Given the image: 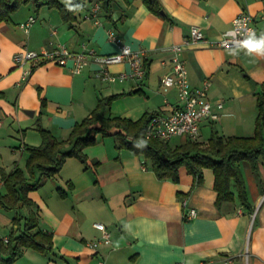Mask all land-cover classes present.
Wrapping results in <instances>:
<instances>
[{
  "label": "crops",
  "instance_id": "obj_1",
  "mask_svg": "<svg viewBox=\"0 0 264 264\" xmlns=\"http://www.w3.org/2000/svg\"><path fill=\"white\" fill-rule=\"evenodd\" d=\"M172 20L151 12L141 0H118L113 4L114 24L99 8L88 16L96 0L79 9L72 25L55 8L38 9L28 2L0 21V191L1 171L25 167L27 146L39 145L37 124L55 137L68 136L75 122L87 116L97 99L115 98L108 114L140 118L148 112H169L180 103L175 87L164 89L162 75L170 70L168 47L180 44L197 25L209 39L231 26L241 11L256 16L255 26L264 31L260 13L264 0H159ZM35 21L27 30L20 23ZM124 16V19H119ZM114 29L132 50L144 51L146 72L142 78L107 81L99 64L90 59L79 73L65 66L44 62L31 69L18 64L14 54L26 46L40 50L64 44L72 51L82 43L99 54L118 51L109 37ZM237 51L231 55L230 51ZM192 86L209 80L207 97L222 101L217 120L203 119L196 139L206 141L213 130L224 136H250L257 114L256 93L264 84V57L245 55V50L222 48L203 42L182 50ZM113 74L130 71L127 61L109 65ZM43 101V102H42ZM28 110L29 112H26ZM103 137V135L98 134ZM111 136L113 135H104ZM178 138V141H172ZM189 137L176 135L172 145ZM86 148V147H85ZM89 160H98L95 170L84 169L75 157H67L55 178L46 179L29 192L40 228L52 233L50 251L21 248L11 264H264V164L254 171L240 162L252 211L236 198L216 204L214 174L203 169V180L193 185V175L180 168L177 182L159 179L150 162L125 148L84 149ZM145 161V162H144ZM58 188L67 191L60 196ZM235 191V188H232ZM190 207L195 216L185 218ZM25 212V210H24ZM15 210L0 206V237L7 238ZM95 222L105 224L109 242L101 240ZM97 241L96 246L89 243ZM2 264V263H0Z\"/></svg>",
  "mask_w": 264,
  "mask_h": 264
},
{
  "label": "trees",
  "instance_id": "obj_2",
  "mask_svg": "<svg viewBox=\"0 0 264 264\" xmlns=\"http://www.w3.org/2000/svg\"><path fill=\"white\" fill-rule=\"evenodd\" d=\"M87 1L0 0V21H8L11 14L22 4L30 2L35 9L42 5L55 8L62 20L72 25L76 20L75 13L83 8ZM96 1L104 12L105 19L114 24L112 8L118 0ZM141 1L151 12L172 20L159 0ZM119 19H124V16ZM119 95L120 93L99 97L91 112L75 122L64 139L55 137L49 130L37 124L41 143L26 147L28 155L25 167L16 166L8 173L1 171L4 191H0V206L15 210L12 225L16 226V229H11L6 239L0 237V263L11 264L21 253V248H31L42 253L52 249V233L39 227L38 215L33 208L35 203L28 194L39 188L46 179L55 178L67 157L77 158L84 169L95 170L99 161L89 160L84 148L93 144L98 134L113 135L117 148H125L135 155L143 156L150 162L151 169L159 179L177 182L180 168L184 167L193 175V185L200 184L203 180V169L210 168L214 174L216 204L220 205L223 201L236 198L245 208L252 211L240 162L247 161L254 171L258 169L259 163L264 164V84L256 93L257 114L252 135L224 136L213 130L206 141L188 138L174 145L169 143V140L145 137L147 123L156 112L146 111L136 120L109 115L108 108L112 100ZM58 191L60 196L67 195V191L62 188H58Z\"/></svg>",
  "mask_w": 264,
  "mask_h": 264
},
{
  "label": "built area",
  "instance_id": "obj_3",
  "mask_svg": "<svg viewBox=\"0 0 264 264\" xmlns=\"http://www.w3.org/2000/svg\"><path fill=\"white\" fill-rule=\"evenodd\" d=\"M99 6L96 4L90 10L88 16L97 20L96 12ZM260 18L264 20V6L260 13ZM256 16L252 13L241 11L235 15L231 21V26L220 33L215 39L207 38L201 28L197 25H191L189 34L180 44H172L168 47L170 54V70L161 76L160 83L164 89L175 87L180 103L169 112L154 113L149 119L145 128L144 135L147 138H156L160 140H169L173 136L183 135L194 138L199 133L200 122L203 119H219V109L222 107V101L211 102L207 97V91L210 85L209 80H204L198 86H192L188 79V71L185 60L182 56V50L185 45L203 42L207 45L222 48H237L241 43L255 32L256 37L264 34L255 26ZM35 21V17L30 16L27 20L20 23L25 30ZM108 35L118 45L116 52L109 54H99L93 47H87L82 43V49L72 51L64 44H56L51 47H42L40 50L29 49L26 46L14 54V60L18 64L30 63V68L25 71L28 74L31 69L44 62H53L60 66H65L67 61H71L69 69L73 73H79L88 64L92 58L99 64V75L107 81L123 80L125 78H142L146 72L144 51L132 50L128 45L122 42L114 29L108 30ZM241 48V47H240ZM127 61L130 65V71L113 74L109 70V65ZM196 210L190 207L185 211V218L195 216ZM94 226L101 231V240L108 243L109 232L102 222H95ZM6 239V238H5ZM97 241H91V247L96 246ZM175 264H183L176 262Z\"/></svg>",
  "mask_w": 264,
  "mask_h": 264
},
{
  "label": "clouds",
  "instance_id": "obj_4",
  "mask_svg": "<svg viewBox=\"0 0 264 264\" xmlns=\"http://www.w3.org/2000/svg\"><path fill=\"white\" fill-rule=\"evenodd\" d=\"M240 47L245 50V55L256 54L264 57V34H261V36L257 38L255 32H253L248 39L241 43ZM230 54L237 55L238 52L231 50Z\"/></svg>",
  "mask_w": 264,
  "mask_h": 264
},
{
  "label": "rangeland",
  "instance_id": "obj_5",
  "mask_svg": "<svg viewBox=\"0 0 264 264\" xmlns=\"http://www.w3.org/2000/svg\"><path fill=\"white\" fill-rule=\"evenodd\" d=\"M96 137H97L96 141L84 149H109V146H111L113 149V143L116 142L114 137H111V136L101 137L99 135H97ZM172 141L176 142L178 141V138H174Z\"/></svg>",
  "mask_w": 264,
  "mask_h": 264
},
{
  "label": "water",
  "instance_id": "obj_6",
  "mask_svg": "<svg viewBox=\"0 0 264 264\" xmlns=\"http://www.w3.org/2000/svg\"><path fill=\"white\" fill-rule=\"evenodd\" d=\"M26 112H29L28 110H26Z\"/></svg>",
  "mask_w": 264,
  "mask_h": 264
}]
</instances>
